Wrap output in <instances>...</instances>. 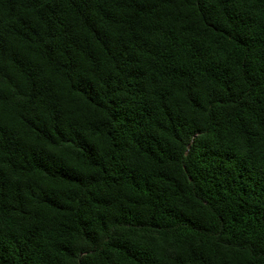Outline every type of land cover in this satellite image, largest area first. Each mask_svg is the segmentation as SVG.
I'll return each instance as SVG.
<instances>
[{"label": "trees", "instance_id": "16d2710c", "mask_svg": "<svg viewBox=\"0 0 264 264\" xmlns=\"http://www.w3.org/2000/svg\"><path fill=\"white\" fill-rule=\"evenodd\" d=\"M0 264H264V0H0Z\"/></svg>", "mask_w": 264, "mask_h": 264}]
</instances>
